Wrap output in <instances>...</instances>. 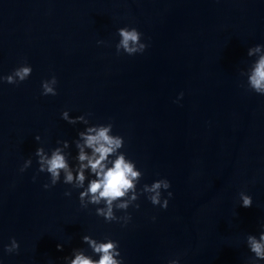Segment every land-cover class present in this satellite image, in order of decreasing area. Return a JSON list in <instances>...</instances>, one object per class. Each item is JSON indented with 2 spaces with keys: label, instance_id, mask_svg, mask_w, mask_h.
<instances>
[{
  "label": "water",
  "instance_id": "1",
  "mask_svg": "<svg viewBox=\"0 0 264 264\" xmlns=\"http://www.w3.org/2000/svg\"><path fill=\"white\" fill-rule=\"evenodd\" d=\"M122 27L142 33L143 52L117 51ZM261 56L264 0H0V77L32 67L0 80V264L99 260L85 236L118 241L122 264H264L247 240L264 232V94L250 87ZM108 123L141 171L137 199L115 201L113 221L97 214L105 201L80 199L90 168L82 188L75 179L79 133ZM39 147L65 154L73 182L62 170L44 187ZM165 178L167 208L143 191Z\"/></svg>",
  "mask_w": 264,
  "mask_h": 264
},
{
  "label": "clouds",
  "instance_id": "2",
  "mask_svg": "<svg viewBox=\"0 0 264 264\" xmlns=\"http://www.w3.org/2000/svg\"><path fill=\"white\" fill-rule=\"evenodd\" d=\"M118 34L121 37L120 43L117 45L118 52L123 48L124 52L132 55L137 52H143L147 47L145 43L140 42L142 33L135 27H131V29L122 27L118 30ZM253 51H259V46L253 49ZM249 55H251V51ZM31 73V66H22L16 68L13 73L0 77V80H5L8 83H19L27 79ZM51 83H57L55 76L52 77ZM250 87L255 92L264 94V56H261L255 65L250 77ZM42 88L44 95L57 94V90H54L50 86L48 80L43 81ZM182 95L183 93H181ZM62 115L69 123L76 122V120L68 117L66 111ZM77 119H82V117H77ZM112 129V123L97 124L96 126L89 127L86 132L79 133L83 143L77 142V148L79 149L78 161L80 163L78 175L75 177L76 186L82 188L85 181V169L90 168L91 172L95 174L96 179H92L87 188L80 193V199L83 200L85 196L90 195V202L93 204H98L101 200L105 201L106 210L104 208L97 209V214L103 216L108 221L118 219L113 212L115 201H122L115 204L117 209L127 210L130 202L137 199V185L141 179V171L135 170L137 169L136 162L128 158L125 152L120 151L125 143L124 137L115 134L110 135L109 133L110 131L112 132ZM36 139L40 140V136L37 135ZM64 146L67 147V141L64 142ZM85 147L91 149V155L85 151ZM35 154L39 157V171H46L50 174L51 183L45 184V188L55 185L60 180L62 170L65 173L64 183L73 182V171L69 167L65 154L59 148L54 149L50 157L44 154L42 147H39ZM110 156H113L114 159L109 166ZM30 164L31 160L29 159L24 163L21 171L27 169ZM161 186L169 189L171 183L167 178L158 179L150 187L148 184H145L143 191L154 193V195L148 197L154 205H161L163 208H167L169 203L168 198L172 197L173 193L169 191L168 198L164 199L163 204H161V193L159 191ZM129 192H131L130 196L128 195ZM66 195H71V192H67ZM241 199L243 207L252 206V196L241 193ZM136 207L138 208L139 204H136ZM130 219L131 216L128 214L127 222ZM84 240L90 244L94 252L100 254V259L93 260L91 257L79 253L72 260L71 264H122L118 241L109 239L107 243H97L88 236H85ZM247 240L250 250L255 256L258 259H264V232H261L259 239L254 235H249ZM57 247L62 248V245H58ZM18 249L19 242L13 237L11 246H7V251L13 252ZM117 257H120V259H117Z\"/></svg>",
  "mask_w": 264,
  "mask_h": 264
}]
</instances>
